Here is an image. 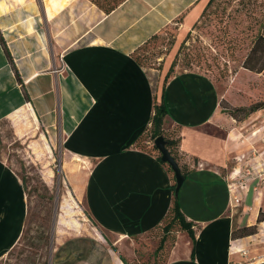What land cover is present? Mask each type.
<instances>
[{
    "label": "crops",
    "instance_id": "0c3cea01",
    "mask_svg": "<svg viewBox=\"0 0 264 264\" xmlns=\"http://www.w3.org/2000/svg\"><path fill=\"white\" fill-rule=\"evenodd\" d=\"M206 2L126 0L105 14L88 0H0V35L29 101L0 43L9 82L34 123L47 134L56 131L71 165H90L76 197L101 233L117 239L110 245L96 230L65 225L75 234L57 243L52 264H124L120 242L144 240L166 215L171 176L155 153L132 143L148 124L154 90L159 98L168 69L147 70L132 53L176 19L178 34L188 32ZM220 100L201 73L176 72L165 85V122L177 128L178 153L189 168L178 203L195 225L196 241L191 257L190 238L179 233L165 264H264V220L257 224L264 216V135H251L263 113L243 131ZM10 105L16 109L18 100ZM26 205L21 180L0 160V259L20 240ZM253 225L257 234L232 239L234 226Z\"/></svg>",
    "mask_w": 264,
    "mask_h": 264
},
{
    "label": "rangeland",
    "instance_id": "374dc122",
    "mask_svg": "<svg viewBox=\"0 0 264 264\" xmlns=\"http://www.w3.org/2000/svg\"><path fill=\"white\" fill-rule=\"evenodd\" d=\"M263 11L264 0H218L186 33L178 34L181 19H176L138 51L139 57L147 70L161 72L176 58L175 73L193 71L210 77L227 102L221 103L224 113L230 111L229 105L264 103V71L254 74L241 67ZM16 100L18 106L11 109V101ZM260 112L262 119L264 106ZM34 121L0 61V160L25 182L27 204L23 236L0 264H52L57 243L75 234L64 228L72 223L83 225L81 233L97 231L108 244L117 242L101 233L90 219L83 198L76 197L75 191L83 185L90 165L75 169L73 160L62 151L56 131L47 134ZM173 130L164 123L165 135ZM145 139L149 140V133ZM179 156L182 164L183 157ZM155 246L150 240L120 242L124 254L120 257L128 264H164Z\"/></svg>",
    "mask_w": 264,
    "mask_h": 264
},
{
    "label": "trees",
    "instance_id": "16d2710c",
    "mask_svg": "<svg viewBox=\"0 0 264 264\" xmlns=\"http://www.w3.org/2000/svg\"><path fill=\"white\" fill-rule=\"evenodd\" d=\"M88 1L92 3L93 5H95L96 7H98L100 10H102L105 14H109L126 0H88ZM217 1L218 0H207L202 12H204L206 8L213 6V4L216 3ZM257 23H258V27L252 36L250 49L248 53L246 54V56L244 57V60L241 66L243 70L250 72V73H254V74H260L264 71V11L257 18ZM159 34L160 33L151 36L146 42H144L140 47H138L132 53V58L139 66L146 68L141 58L139 57L138 51L145 44H147L150 40L158 37ZM0 43L9 60L10 65L12 66V68H14L12 58L7 50L5 42L3 41V38L1 37V35H0ZM176 66H177V62L175 58L169 65L167 72L163 75V78L161 81V89H160L159 98L156 95L158 87H156V89L154 90L152 114L150 116L148 124L143 128L140 135L135 139V141L132 144L136 148L140 149L141 151H144L147 153H155L156 158L160 161V156L157 153V150L155 149L153 145V141L158 137H162L164 141L166 142V148L168 152L178 163L183 176L186 177L189 173V168L187 167V165L181 164L180 162L181 157L178 154V147H179L180 139L178 138L177 128L176 127L172 128L174 130L172 133H170V135H165L163 131V125L164 123L166 124L165 121L168 116V111H167V108L164 102V89H165V85L167 81L169 80V78L175 74ZM13 73L15 75V78L18 84L21 87L24 98L29 101V97L25 91L23 82L15 68L13 69ZM223 100L225 101L224 96L220 100L221 111L222 109H224L221 106V103L223 102ZM229 106L231 108L227 107V109H229L230 111L227 112L226 114L235 121L237 127H240L244 131L245 129H248L249 127L248 125H250L251 123H254L253 122L254 115L256 113H259L262 110L264 103H261V102L253 103L248 107H244V106L236 107L235 104L229 105ZM146 133H149L150 141L149 140L147 141L145 139ZM160 163L166 167L168 173L171 176L172 182H173L172 200L167 210V213L162 219L161 223L157 225L155 228H153L151 231H149L145 235L144 240H150V243L156 244L155 252L156 253L158 252V255L162 253L161 258L164 259L166 262L165 257H166L167 251L174 245L176 241V236L179 233H186L189 236L190 241L192 243L191 257H193L195 243H196L195 231L193 229L195 225L194 223L188 221L180 210L179 203H178V197L174 196L175 184H174V177H173V174L170 168L166 164L162 163L161 161ZM20 180L22 182L24 192L26 193L25 182L23 181V179H20ZM88 215L90 219H92L89 213ZM263 220H264L263 214L259 213L258 218H257V224L261 223ZM94 224L96 223L94 222ZM256 230H257V225L243 227L239 229L235 228L234 226V230L232 231L231 236H232V239L245 238V237L253 236L256 233ZM236 232H239V233L235 234ZM22 236H23V232H22L21 238ZM139 241H142V240H139ZM120 258L124 264H128L127 261L123 257H120ZM157 258L159 257L157 256Z\"/></svg>",
    "mask_w": 264,
    "mask_h": 264
},
{
    "label": "water",
    "instance_id": "95a60500",
    "mask_svg": "<svg viewBox=\"0 0 264 264\" xmlns=\"http://www.w3.org/2000/svg\"><path fill=\"white\" fill-rule=\"evenodd\" d=\"M153 145L160 156V161L166 164L173 174L175 184L174 196H177L182 184L184 183L185 177L183 176L176 160L168 152L164 139L162 137L156 138L153 141Z\"/></svg>",
    "mask_w": 264,
    "mask_h": 264
},
{
    "label": "built area",
    "instance_id": "2783aa9c",
    "mask_svg": "<svg viewBox=\"0 0 264 264\" xmlns=\"http://www.w3.org/2000/svg\"><path fill=\"white\" fill-rule=\"evenodd\" d=\"M260 113V112H259ZM258 132H261L264 135V116L262 118V125L261 128L259 130H255L251 133V135L255 136ZM233 202L235 205H238L239 203V199L237 197L233 198Z\"/></svg>",
    "mask_w": 264,
    "mask_h": 264
}]
</instances>
